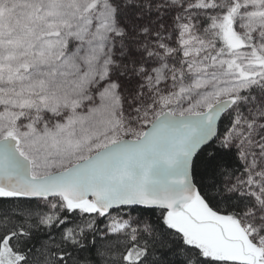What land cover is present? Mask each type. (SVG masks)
I'll return each mask as SVG.
<instances>
[{"label": "snow or ice", "instance_id": "6c2138e0", "mask_svg": "<svg viewBox=\"0 0 264 264\" xmlns=\"http://www.w3.org/2000/svg\"><path fill=\"white\" fill-rule=\"evenodd\" d=\"M0 264H264V0H0Z\"/></svg>", "mask_w": 264, "mask_h": 264}]
</instances>
